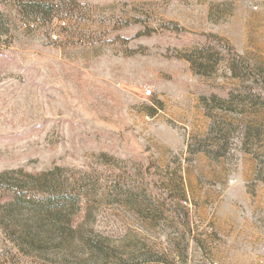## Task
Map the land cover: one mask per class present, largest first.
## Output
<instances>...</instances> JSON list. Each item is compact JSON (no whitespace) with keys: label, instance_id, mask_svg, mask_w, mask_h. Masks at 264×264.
I'll return each mask as SVG.
<instances>
[{"label":"rangeland","instance_id":"374dc122","mask_svg":"<svg viewBox=\"0 0 264 264\" xmlns=\"http://www.w3.org/2000/svg\"><path fill=\"white\" fill-rule=\"evenodd\" d=\"M77 1L0 0V262L264 264V0ZM67 186L70 223L17 250L9 191Z\"/></svg>","mask_w":264,"mask_h":264},{"label":"trees","instance_id":"16d2710c","mask_svg":"<svg viewBox=\"0 0 264 264\" xmlns=\"http://www.w3.org/2000/svg\"><path fill=\"white\" fill-rule=\"evenodd\" d=\"M18 8L20 14L25 18L27 22L30 20H39L42 22H49L53 18L64 16L71 18L77 11L76 6H79L77 0H12ZM0 12V16H1ZM238 64V60L233 57L231 59V70L234 71V66ZM206 151V150H204ZM212 158H218L223 154L219 151L214 153L207 152ZM10 210L15 208L16 210H22L30 208L28 218H26L23 231L18 234V242L14 243L21 250L23 245H36L39 243L34 236L26 233L31 229L42 230L45 235L52 236L55 233H62L61 229L68 225L69 218L65 213L70 208H77V202L79 195L70 186L64 187L63 190L56 188H49L42 194L29 195L27 200L9 191ZM0 219V224H1ZM29 223V224H28ZM27 225H30V227ZM29 228V229H27ZM31 228V229H30ZM46 237V236H45ZM18 254V253H17ZM0 264H24L21 261L12 259L9 256H5Z\"/></svg>","mask_w":264,"mask_h":264},{"label":"crops","instance_id":"0c3cea01","mask_svg":"<svg viewBox=\"0 0 264 264\" xmlns=\"http://www.w3.org/2000/svg\"><path fill=\"white\" fill-rule=\"evenodd\" d=\"M225 233H226V232H225L224 230H221V229H220V230H218V232H217L216 235H217L218 237H219V236H224ZM216 241H219V239L217 238ZM220 260H221V259L217 258V259H216V262H215L214 264H221V263H220Z\"/></svg>","mask_w":264,"mask_h":264},{"label":"built area","instance_id":"2783aa9c","mask_svg":"<svg viewBox=\"0 0 264 264\" xmlns=\"http://www.w3.org/2000/svg\"><path fill=\"white\" fill-rule=\"evenodd\" d=\"M62 24H64V22H62ZM52 38H53V39H56V36L53 35ZM145 92H146V94H149V93H150V90H146ZM190 264H193V263H190Z\"/></svg>","mask_w":264,"mask_h":264}]
</instances>
